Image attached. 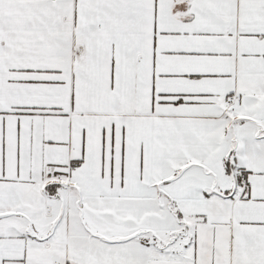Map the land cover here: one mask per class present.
<instances>
[{
	"label": "snow or ice",
	"instance_id": "obj_1",
	"mask_svg": "<svg viewBox=\"0 0 264 264\" xmlns=\"http://www.w3.org/2000/svg\"><path fill=\"white\" fill-rule=\"evenodd\" d=\"M0 264H264V0H0Z\"/></svg>",
	"mask_w": 264,
	"mask_h": 264
}]
</instances>
